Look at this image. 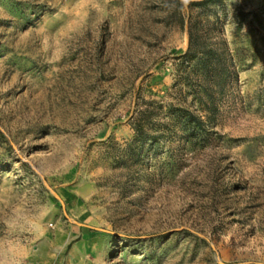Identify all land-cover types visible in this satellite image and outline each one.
<instances>
[{
    "label": "rangeland",
    "instance_id": "rangeland-1",
    "mask_svg": "<svg viewBox=\"0 0 264 264\" xmlns=\"http://www.w3.org/2000/svg\"><path fill=\"white\" fill-rule=\"evenodd\" d=\"M199 1L0 0V264H264V0L203 17L238 78L191 137Z\"/></svg>",
    "mask_w": 264,
    "mask_h": 264
},
{
    "label": "trees",
    "instance_id": "trees-1",
    "mask_svg": "<svg viewBox=\"0 0 264 264\" xmlns=\"http://www.w3.org/2000/svg\"><path fill=\"white\" fill-rule=\"evenodd\" d=\"M221 4L222 0H203L191 4L192 14L188 23L189 47L179 57L184 70L190 68L184 79H188L195 97L200 100L202 112L206 114L202 116L184 108L177 109L173 114L176 123H180L187 132L189 131L191 137L196 136V130H203L205 125L215 121L219 111L217 102L225 95L228 85L238 78L232 55L221 42L213 39L217 30L215 23L203 19L215 11L214 6ZM136 132L144 137V140L155 139L147 136L144 122L139 121Z\"/></svg>",
    "mask_w": 264,
    "mask_h": 264
}]
</instances>
